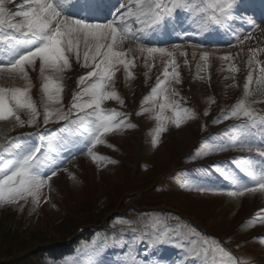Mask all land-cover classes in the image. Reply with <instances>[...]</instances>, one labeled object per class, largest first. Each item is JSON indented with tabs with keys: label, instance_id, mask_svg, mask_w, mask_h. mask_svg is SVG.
Listing matches in <instances>:
<instances>
[{
	"label": "snow or ice",
	"instance_id": "obj_1",
	"mask_svg": "<svg viewBox=\"0 0 264 264\" xmlns=\"http://www.w3.org/2000/svg\"><path fill=\"white\" fill-rule=\"evenodd\" d=\"M14 0H0V81L21 80L22 87L5 86L0 82V122H9L10 130L16 127H36L41 113L30 95L32 88L29 69L35 70L39 62L41 78L40 91L43 104V125L50 122L60 127L45 133L37 131L36 141H21L20 137H0V206H15L23 209V204L31 201L34 207L48 202L44 190L51 191V179L60 170V152L67 146L84 151L97 167L101 163L115 164L116 161L98 155L94 149L107 144L109 134L123 133L136 127L129 120V114L114 108H105L107 101H115L123 106L125 101L115 88V74L122 66L125 82L134 79L132 68L136 65L131 53H139L148 73L159 59L162 71L155 84L140 103L137 116L145 113L154 121L151 130V144L156 147L169 126L180 128L187 121L195 119L194 110L184 106L183 98L175 85L181 83V73L176 54L185 57L183 64L189 65L187 52L181 45L173 44L171 49L149 46L154 36L164 37L168 31L176 30L178 15L194 26L193 34L224 31L234 34L237 44L252 39L249 33L241 39L233 27L238 18L234 12L239 7L238 0H117L108 8L111 19L94 22L104 7L98 0H22L16 10L8 7ZM69 8L74 11H69ZM115 9V11H112ZM249 23L252 21L249 19ZM258 27V26H257ZM256 29L254 28L253 31ZM188 36L187 31L183 32ZM126 41H133L135 49H124ZM235 46V45H229ZM193 48L202 45L193 44ZM264 47L250 48L243 96L222 118L239 121L228 133L227 142L209 139L206 149L199 158L216 151L255 153V157H241L233 160L235 168L246 177L245 180L232 168L215 166V171L229 183L228 189L207 187L203 180L208 173L199 177H186L181 186L185 190L201 193L227 195L231 198L246 194H264V112L253 107L264 100L249 101L253 81L256 91L264 96V61L257 59ZM74 57L80 67L89 69L76 80L78 91L72 93L69 106L62 103L65 72L72 68ZM195 60L197 53L193 52ZM210 53L201 51L197 69L204 72L208 68ZM232 61L231 54L220 57ZM152 61V62H150ZM229 71L237 73L239 68L230 64ZM202 78V77H201ZM214 102V101H210ZM21 113L27 119L22 118ZM204 115H208L205 111ZM63 122V123H61ZM259 134V135H258ZM33 135V134H29ZM55 153V155H53ZM67 171L66 169H64ZM70 178L75 177L69 174ZM23 202V204L21 203ZM264 224V207L248 218L247 227ZM129 240L123 236L114 240L112 246L125 248L115 264H249L248 260L235 257L220 242L204 237L189 225H171L168 219L151 216L129 222ZM163 246L177 250V259L163 255ZM108 245L93 250L87 259L65 260L64 264H109L101 258Z\"/></svg>",
	"mask_w": 264,
	"mask_h": 264
},
{
	"label": "rangeland",
	"instance_id": "obj_2",
	"mask_svg": "<svg viewBox=\"0 0 264 264\" xmlns=\"http://www.w3.org/2000/svg\"><path fill=\"white\" fill-rule=\"evenodd\" d=\"M9 7H12V3H9ZM257 38L259 41L262 40V37L260 36V33L256 34L255 36H252V39L247 40V44L250 45V48H260L262 45L259 43L258 45L253 41V38ZM123 48L126 50L128 48L135 49V43L133 41H126L123 45ZM171 49V47L169 48ZM183 51L187 52V59L189 60V65L185 66L183 64V60L185 57L179 56V52L176 54V59L181 60L179 71L181 73V83L176 86V89L183 90V93H188L185 91V87H187L188 82L190 80L196 79V92L198 97L196 95V100L199 103V99L201 98V104L195 108V114L196 118L187 121L185 124H183L180 128H175L174 126H169L168 131L166 133H163L160 142L156 147H153L150 143L151 140V130L154 127V121L149 118V114L145 113L143 115L137 116L135 113L139 110L140 105L138 104V108L136 107H130L128 104L124 103L123 106H120L117 102L116 104V110L122 111L129 114V120L136 125L133 129H126L123 133H117V134H109L105 137V140L107 144L112 145V148H109L105 145H98L94 151L104 157H108L111 160L116 161L115 164H105L103 162L101 163V167H97L96 163H93L90 157H88L85 153L82 157L77 156L72 161H66L63 162L62 160L66 158L69 154H71L72 147L69 145L64 150L60 152V159L62 161L60 170L57 172V175L54 176L51 181V191H48L47 189L44 190V194L49 197L48 202H42L39 205V207H34L31 204V201H29L27 204H23V208L26 212L30 213L31 223H30V229L32 230H40L42 228H45L48 223L57 222L62 215L64 214L62 210L66 211L69 208V206H81L83 202H85V209L86 211L90 210L91 205L90 201L92 198H96L97 195H101L100 197L104 195H108V201L110 200V193L112 191L120 190V192L123 195V191L126 192L130 191L129 188L135 184L136 186H139L140 183L146 185L145 188H152L156 185L157 188H159L161 185L167 184L165 189L169 188L172 181H165L159 180L157 178V173H170L171 171L168 170V167H170L171 164L174 166L178 164L179 158L182 154L188 155L192 157L199 149L200 146H198L199 139L196 138L195 133L198 126L196 124H199L203 118L204 123L210 122V119L219 116L222 114V110L229 111L231 109V105L233 103V97L239 90V84L231 85L232 76H230L229 73V82L225 81V84H221V99L218 100L215 96V93L213 92L214 88H216L215 83L212 82V79H214L213 75L210 73V65L208 63V68L204 72H199L197 67H195L196 72H192L191 68L194 67L195 61L199 62V53L202 51L200 48H193L191 45H181V49ZM228 50V49H225ZM196 52L197 57L194 60L192 57V53ZM228 53V52H227ZM225 55V54H223ZM131 56L134 57V63L135 67L132 68V71L134 73V79L129 80L125 82L124 80V71L122 66L120 67V70L116 72L115 74V88L118 91L119 95L121 97H126L127 94H129V99L132 100L129 103H133L135 98H137V91L135 92L138 80L140 79L139 72L143 73V80L146 79L144 73L148 71L147 68L144 66V60L143 57L137 53L133 52L131 53ZM211 58L217 59L220 57V52L216 51L213 52L210 55ZM182 58V59H181ZM159 59H157L154 63L155 66L152 68V71L148 73V77L146 79L147 82H152V78L156 79L157 75L162 71L161 64L158 62ZM72 62V68L65 72V78L62 81L63 83V93H62V103L65 107V109L69 106L70 101L72 97L69 99V102L66 103L65 96L67 93V90L72 94L74 92V89L78 91L77 87H73L72 85H69L72 83V77L68 78L69 75H73L74 70H78V73L80 75L85 74L89 69H85L80 67L79 64L76 63L75 58H71ZM152 62V61H150ZM202 64V62H199ZM212 68V67H211ZM159 70V71H158ZM157 72L155 75L154 73ZM29 75L31 78L32 83V76L35 82L37 81L38 84L41 83V78L39 76V62L37 61L35 70L29 69ZM195 76V77H194ZM202 77V78H201ZM4 83L5 86H17L22 87L24 85V82L21 80H4L0 81ZM145 83V81H144ZM229 83V84H228ZM148 84V83H146ZM143 85L140 89L145 91V95L148 92V85ZM32 88L30 90V95L35 101L38 99V110L40 113L43 111V104H42V94L39 93V91H35V99L32 95ZM250 91L252 92V95L248 97L249 101L252 100H264V96L260 95L256 91V85L253 81ZM150 92V91H149ZM148 92V93H149ZM139 93V91H138ZM147 93V94H148ZM135 94V96H134ZM202 96V97H201ZM144 96L141 97V100ZM180 97L181 94H180ZM183 98V97H182ZM189 99L187 96L183 98L187 102V99ZM182 100V101H183ZM190 100V99H189ZM125 101V100H124ZM210 101H214L211 102ZM220 102V103H219ZM36 103V102H35ZM114 101H107L103 105L105 108H108L109 106L113 105ZM255 109L258 111L264 112V103H256L253 105ZM133 109L131 113L127 112L126 110ZM207 111L208 115H204V112ZM22 118L27 119L26 115L24 113H21ZM42 119V116L39 117ZM230 120V119H229ZM40 121V120H39ZM62 123V122H61ZM205 126V125H204ZM197 127V128H196ZM221 128V125L219 126ZM12 128L11 123L9 122H0V137L8 136V137H20L23 135L24 131L27 132H42L43 125L38 124L36 127H16L14 130H10ZM24 136H22L23 138ZM150 139V140H149ZM140 140L141 146L139 150L135 153L136 150V142ZM218 142V141H217ZM208 142L203 143L201 150L198 152V156H200V153L206 149V145ZM108 151V155L105 156V151ZM224 151H216L213 153V155H217V153H223ZM136 154L137 159L134 160L130 156L132 154ZM130 155V156H129ZM196 155V156H197ZM212 155V154H211ZM208 155V156H211ZM205 156V157H208ZM212 157V156H211ZM84 158V159H82ZM201 161V158H198ZM82 160V162H80ZM134 160V161H132ZM139 165H144L147 168H144L139 172L137 167L139 168ZM83 167V168H82ZM66 169L67 171H65ZM136 170V171H135ZM69 174L75 177V180L71 179ZM133 183V184H132ZM215 184L213 182L209 183V185ZM121 188V189H120ZM189 194H193L188 199H185L184 202H180V200L174 196L170 195L168 191L159 192L156 188H153V195L148 197H143L138 202H133L136 198L135 196L130 197L129 195L124 199V203H122V206H125V208H128L130 206V203L133 202V208L138 210L142 208L144 205L141 203H148V205H157L159 207L158 210L153 211L149 214L140 215L138 213L129 216L128 220L124 215H112L110 217V223L108 226H110L112 229L119 228L122 226H128L129 222H132L135 224L137 221L147 219L151 216H159L161 218L168 219L169 224L171 225H178V220L176 218H170L169 215L164 214V208L165 209H172L175 208V210L182 212L188 216H197V218H193V220L202 223L203 227L202 230H207L210 227H212L217 221L224 219L226 221L225 224H223V227L227 229L225 232L229 234V230L234 232L235 238L233 241L239 240V232L238 227H240L239 220L245 218L246 214L243 211L244 202L241 204V197L237 198H231L227 195L222 194H212L210 192H198V191H189ZM184 191V192H187ZM170 192H172L170 190ZM128 194H130L128 192ZM255 195L258 196H264V194L261 193H255V194H246L243 199L248 198V200H253ZM195 196V197H194ZM198 196H201V199H198ZM158 197V198H157ZM157 198V199H156ZM161 198H163L164 202L163 204L166 205V207H163L161 205ZM153 199L154 202L152 201ZM102 204V203H101ZM107 205L106 201H103V205ZM189 208H193V210H188ZM19 211V209L15 206H0V216L3 213H7L10 211ZM109 211V210H108ZM112 210H110L107 214L109 216ZM251 211V209H250ZM128 214H131L132 211L128 210ZM238 213V214H237ZM248 213V212H247ZM181 214V213H179ZM237 214V216H236ZM251 213L247 214L250 215ZM200 216V217H199ZM240 216V218H239ZM239 218V219H238ZM190 220L192 218L190 217ZM87 223L90 221L92 222V219L88 220V214L87 218L85 219ZM191 223L192 227L198 229L196 225L192 224V221H187V224ZM237 228V229H236ZM260 228H264V224H256L253 227H247V224H245V232L243 234H240L241 236L247 237L252 236L254 233V230L259 231ZM129 228L125 229V235L128 236ZM200 234H202L199 231H196ZM252 233V234H251ZM209 235L213 236V239L218 241V237H220V233H218L214 228L211 230V232L208 233ZM224 234V235H225ZM204 237L205 233L202 234ZM125 237L124 234H119L118 237ZM227 234L224 238L227 239ZM210 238V237H209ZM109 239L110 237H103V243L104 245H109ZM242 239V238H241ZM238 240L234 243V246L238 244ZM102 242L101 240L98 241V243ZM259 244V243H257ZM255 249L261 250V252L264 251V249H261V245H255ZM168 246H163V248ZM107 248V247H106ZM230 247L228 246L227 249ZM240 248V249H239ZM243 244L236 246L235 250L239 249L243 250ZM260 253H257L252 257L253 264H261L260 260ZM119 253H116L118 255ZM169 258L172 256L169 254L167 255ZM236 257H239L238 253H235ZM104 259V258H103ZM109 264H111L110 259H104ZM264 263V261H262Z\"/></svg>",
	"mask_w": 264,
	"mask_h": 264
},
{
	"label": "trees",
	"instance_id": "obj_3",
	"mask_svg": "<svg viewBox=\"0 0 264 264\" xmlns=\"http://www.w3.org/2000/svg\"><path fill=\"white\" fill-rule=\"evenodd\" d=\"M110 195L111 199L121 198L120 190L115 189ZM98 201L100 198L90 201L88 211L83 202L81 206L73 207L71 212L66 211L57 222H50L40 230L30 229V217H22L19 212L4 213L0 218V264H20L23 259L32 261L37 247L46 250L52 243L61 250L68 248L75 241L73 235L80 221L85 223L87 214L95 211L94 202ZM114 205L115 201H112L110 207ZM90 219L91 216L88 217Z\"/></svg>",
	"mask_w": 264,
	"mask_h": 264
}]
</instances>
